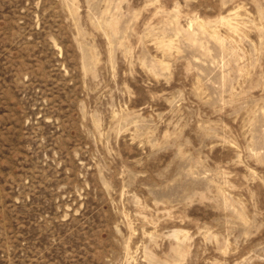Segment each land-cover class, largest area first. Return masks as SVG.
Returning <instances> with one entry per match:
<instances>
[{
	"label": "rangeland",
	"instance_id": "obj_1",
	"mask_svg": "<svg viewBox=\"0 0 264 264\" xmlns=\"http://www.w3.org/2000/svg\"><path fill=\"white\" fill-rule=\"evenodd\" d=\"M0 264H264V0H0Z\"/></svg>",
	"mask_w": 264,
	"mask_h": 264
}]
</instances>
